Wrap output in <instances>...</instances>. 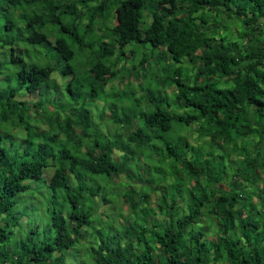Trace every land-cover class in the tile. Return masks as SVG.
Instances as JSON below:
<instances>
[{
  "label": "trees",
  "instance_id": "obj_1",
  "mask_svg": "<svg viewBox=\"0 0 264 264\" xmlns=\"http://www.w3.org/2000/svg\"><path fill=\"white\" fill-rule=\"evenodd\" d=\"M5 12L0 44L22 41L27 56L0 52V264H264V0H0ZM25 38L52 43L54 58L29 57ZM125 60L118 80L130 76L134 91L122 97L148 110L138 130L129 116L111 120L127 147L119 136L100 142L109 128L82 119L89 103L47 118V103L1 85L15 71L20 88L49 102L65 75L69 101H93ZM191 128L197 144L183 134ZM147 146L151 157L138 159L154 169L152 186L128 159ZM93 175L112 189L87 188ZM30 180L53 193L42 233L14 212Z\"/></svg>",
  "mask_w": 264,
  "mask_h": 264
},
{
  "label": "rangeland",
  "instance_id": "obj_2",
  "mask_svg": "<svg viewBox=\"0 0 264 264\" xmlns=\"http://www.w3.org/2000/svg\"><path fill=\"white\" fill-rule=\"evenodd\" d=\"M4 14H7V12L0 13V20L4 19V17H3ZM13 16H15V14ZM109 22H111L110 19H109ZM22 27L17 26L16 29L13 31L12 35L15 39H17V41H20L21 38L24 37V32H23ZM34 29H37V28H34ZM50 41L51 42L54 41V36L51 37ZM25 42H26V38H25ZM21 44H24V43H22V42L16 43L15 42L14 45H5L4 48H2L3 46L0 44V46H1L0 52L5 51L4 56H3L4 61L9 62L10 61L11 48H13L15 50L16 49H22ZM28 45H29V49H28L29 51H27V52H29L28 56L35 58L38 63L41 64V59H43V58H49V57L54 58V50H53V48L50 47V45H52V43H50V45H32V44H28ZM16 52H18L19 55L21 54L17 50H16ZM147 53L149 54V52H147ZM20 56L26 57L27 55L22 54ZM59 61H61L62 63H65L63 60H59ZM125 62L126 63H121L119 65H121L123 68L128 69L130 61L125 60ZM75 63H76V59H73L71 61V64H75ZM61 66H63V65L61 64ZM5 67L7 69H10L12 67V65L9 63H6ZM124 76H125V74H123L121 77H124ZM69 79H70L69 76H65V75L61 76L59 88L53 89L52 95H50L49 102H47V100L40 97L39 91H36L32 94H29L24 89L20 88L19 85L17 84L16 76L12 77L11 80L7 78V81L3 80V78L1 77V85L4 86V88H6V86L11 81L12 85L16 88L18 94L26 93V94H24V98H25V100L27 99V103H33L36 101H40L43 104L47 103L45 105V109L47 111L46 112L47 118H49L48 117L49 114L53 113V115H54L55 111L57 109L58 110L61 109L62 106H65L68 109L69 108H77V109L85 108L86 109L85 104L89 103V106H87V109L89 110V112L87 115H82V119L87 120V121H92V127L96 126L98 128H100V127L105 128V129L109 128V130H110V131L108 130V132L104 131L105 132L104 134L102 133V131L98 132V135L101 138L100 142H102L103 144L115 143V141L113 139H115V137L119 136L121 138V140H120V143L118 145H120L121 147H127V142L125 141V137H123V135L126 134L127 132H124L123 129L122 130L118 129L119 127H124V125L116 126L115 124L112 123L111 120L113 119V117H118L119 119L120 118L124 119L125 115L129 116L128 118L131 119L133 121V124H134L132 126L136 127V129H137V127L142 123V119L148 114L147 113L148 110L145 112L143 110L142 104L141 105L138 104L139 103L138 100L130 99L128 97H122L123 93L126 94V91H123V90L127 89L128 85H126V83H127V80H129V79L131 80V77L129 76L128 79H124L123 82H122V80L121 81L118 80L121 84L120 86H115L116 84H118L116 81H114L113 83L112 82L108 83L104 89H96L97 86H95L96 91H98L96 99L91 101L90 98L87 97L86 94H84L85 92H83L82 93L83 95H81L82 100L74 102V103L69 101L67 91L65 90V86L68 83ZM50 82L51 81L45 82L42 89L45 86L49 85ZM129 83H131V82H129ZM134 85H135V83H134ZM85 90H87V89H85ZM54 94L56 95V99H54ZM60 98H61V100L65 99L62 105H59V103H56V101ZM114 107H116V112L112 113L111 109H114ZM102 111H104V112H102ZM43 113L45 114V110L43 111ZM101 115H103V116H101ZM41 117H43V119H44V116L41 115ZM62 118L66 119L67 117L65 114H63ZM4 126L5 125H2L1 127H4ZM6 127L10 128L9 126H6ZM194 131L195 130L193 128H191L186 133H183V134L188 135L190 137V141L197 144V143H199V141L197 140V135ZM43 133L44 134H42V138L44 136L48 135L47 127L43 129ZM108 133H110L111 139L105 140L106 134H108ZM160 134L164 138H167V136H168L165 133H160ZM137 140H139V139H137ZM19 141H21V137H19V140H17L16 142L20 143ZM157 142H159V141L155 140V143H157ZM149 146H147L146 151H141V152H138L137 154L135 153L133 156L130 155L128 157V159H129V161H131V159H132L134 165L140 166V168H141L140 175L141 176L146 175L144 179H145V182L148 183L147 186H150V185L152 186L155 184V182L158 181L156 176H154V177L151 176L154 172V169L151 170L150 166H148V168H145L144 164L141 163L140 160L138 159V155H141L143 160L144 159L147 160L151 157L152 153L150 152V150H152V149L151 148L149 149ZM112 152H113V155L110 157L114 158L119 163H121V161L126 159L125 155L122 152L117 151L116 149H113ZM143 162H145V161H143ZM149 169H150V173H151L150 176H149ZM131 171L133 172V176L136 175L135 174L136 170L133 167H131ZM157 172H159V171H157ZM161 173L165 174L162 170H161ZM29 182H31V188L28 190V192H25V193H22V194H19L18 196H16L15 199L17 200V203L15 205L14 212H15V215L20 219V222L24 223L25 228L27 226L28 230H29V226H34V225L38 224L41 227L40 233H42L43 230L47 229V227L50 225V218H49V212H48L47 204H50L51 196L53 195V193H52V191H50L49 187L44 183H40L39 181H32V180H30ZM84 183L87 186V188H95L97 186H101L102 187L101 189L104 190L105 192H108L109 190L112 189L111 186L106 187L108 183H112V180L107 179L105 176H102V175L89 176L86 178V180H84ZM114 190H117V188H115ZM55 194L57 195L58 202L59 203L63 202L64 192L62 190H57ZM84 206L89 207L90 205L87 202L84 204ZM110 207H111V205L108 206V208H110ZM119 220L125 221L124 218H119ZM106 229H107L106 226L102 227L103 231H106ZM26 231H27V228H26ZM69 260L71 261V259H69Z\"/></svg>",
  "mask_w": 264,
  "mask_h": 264
},
{
  "label": "clouds",
  "instance_id": "obj_3",
  "mask_svg": "<svg viewBox=\"0 0 264 264\" xmlns=\"http://www.w3.org/2000/svg\"><path fill=\"white\" fill-rule=\"evenodd\" d=\"M17 26H21L22 27V24L21 23H18L17 24ZM23 39V37L21 38V40ZM22 42V41H21ZM23 43V42H22ZM48 59L49 58H43V59H41V64H45V63H47V62H50V61H48ZM122 63V62H121ZM120 63V64H121ZM121 70L119 71V72H121L120 73V75H119V77H121L124 73H123V67L121 66V68H120ZM15 74H16V72L15 71H13V72H10L9 73V75L7 76V78L8 79H12V77H14L15 76ZM52 74H57V72H53ZM119 77H117L114 81H116L118 84H116L115 86H120L121 84H120V82L118 81V78ZM114 81H112V83L114 82ZM128 86H130V85H128ZM6 87H11V88H14V86L12 85V83H11V81L9 82V84L6 86ZM131 87V90H132V92L134 91V88L132 87V86H130ZM131 90H127L126 89V91L128 92V91H131ZM129 93H131V92H129ZM24 94H26V93H22V95H21V97H20V99H22V100H25V98H24Z\"/></svg>",
  "mask_w": 264,
  "mask_h": 264
}]
</instances>
